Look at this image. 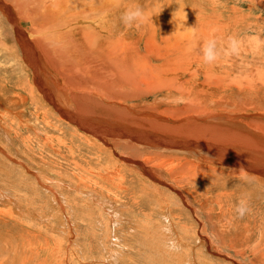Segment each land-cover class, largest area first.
<instances>
[{
	"label": "rangeland",
	"instance_id": "1",
	"mask_svg": "<svg viewBox=\"0 0 264 264\" xmlns=\"http://www.w3.org/2000/svg\"><path fill=\"white\" fill-rule=\"evenodd\" d=\"M37 1V21L43 19L42 9L52 11L59 4L66 9V0ZM7 5L19 12L14 0H0V43L8 47L0 44V93L14 101L15 95L26 94L20 90L23 85L32 83L50 114L44 115L46 105L40 104V118L36 106L33 109L25 101L23 116L33 128L16 122V117L13 122L8 116L6 122L0 120L11 130L7 133L0 127V264H179L172 244L175 236L186 242L183 264H264V0H96L88 13L103 14L108 21L103 27L117 28L118 35L126 25L131 27H126L132 32L129 40L121 37L117 41L105 34L121 53L127 52L130 72L129 77H122L135 86H122L125 82L119 80L124 92L119 102L96 96L106 117L104 125L98 119L92 124L117 131L134 126L145 137L141 140L144 146L130 143V138L121 141L111 136L103 142L42 96L18 47L11 25L14 19L4 9ZM137 7L143 17L128 24L125 13ZM80 21L82 26L90 25L88 20ZM19 23L27 31L34 26L24 15ZM7 34L13 38L7 41ZM33 39L41 52L36 33ZM209 40L215 41L216 59L205 62L204 46ZM83 54L85 59L89 53ZM72 56H77L75 50ZM59 73L60 81L72 87L73 72L64 67ZM167 88L184 93V98L163 95ZM92 104L86 103L95 112L98 106ZM130 115L137 116L133 120ZM248 150L252 152L248 154ZM151 163L169 171L167 176L171 171L175 176L190 174L192 181L177 184L171 175L165 178L163 169L154 167L156 173L151 172ZM140 167H145L147 171L141 170L147 175L138 174ZM111 170L119 173L110 174ZM120 176L123 188L109 184L118 185ZM162 177L169 181L163 182ZM60 180L68 183L57 186ZM76 180L95 194L74 188ZM187 194L194 197L192 202ZM242 198L251 208L245 218L236 211ZM170 220L177 222L174 233ZM181 224L187 230L184 233Z\"/></svg>",
	"mask_w": 264,
	"mask_h": 264
},
{
	"label": "bare ground",
	"instance_id": "2",
	"mask_svg": "<svg viewBox=\"0 0 264 264\" xmlns=\"http://www.w3.org/2000/svg\"><path fill=\"white\" fill-rule=\"evenodd\" d=\"M17 3V9L19 8V12H15L14 10H16V8L7 5L4 6L5 12L7 13V15L11 18L14 19V21L12 22V26L14 29V36L16 37L17 43H18V47H20L21 52H22V56L24 58V60H26V62H28L31 66L30 69V76L31 79L33 80V83L35 82L40 90L42 91V93L45 96L44 98H46V100H48L51 104L59 107L62 111L61 113L68 118L69 120H71V122H73L76 126H78L79 128L85 130L87 133H93V135L95 134L96 137L99 136L102 141L105 137L107 136H111L113 139H119V140H123V139H127L130 138V143H134L136 142L138 144H141L143 140L142 136L139 135V133H137V130L134 129V126H132L131 128H127L126 130H112L110 127L107 128L106 127H102L98 128L97 124H92L94 123V121H96L95 119L99 120V124L101 122L100 125H102L104 122L102 121L104 119V109H102L99 105H98V101L96 100V96L100 99L102 98H107V100L109 102H119V97L120 95L123 96L124 92L122 91V88H120L121 83L120 81H124L122 84V86L126 85V86H132L133 83H127L126 84V79L128 78H123L122 74H125L127 77L129 75V65H131V61L127 59L128 54L126 51H123L122 53L119 51L118 48H116L115 46L112 45V43H114V40L108 38L107 34L105 33H110L111 36H115L117 41L121 40V37L124 38L125 40H129V36L132 35L131 30H127L126 27H130L129 25H126L125 28L122 30L121 35H118L116 33V29H112L109 27H103L104 23H107L108 21L106 20V18L103 16V14L99 13L97 15H92L89 16L88 11L92 10L93 7L96 5V0H66V9L67 11H69V14L66 13V9L63 8L62 6H59L52 11H45L42 9L43 11V19L38 20L37 18L39 17V13L37 12V9H40V6L38 5V1L37 0H18V2L16 0H14ZM259 2V1H258ZM115 7V6H114ZM262 7V6H261ZM111 8V7H110ZM111 10V9H110ZM114 12V11H113ZM24 15L27 19H29L32 23H33V28L32 31H27L26 28H22V25L19 23L21 21V16ZM102 15V16H101ZM20 16V19H19ZM122 16V15H121ZM235 16V15H234ZM100 18V22L97 21V19ZM117 17V16H116ZM238 18V17H237ZM236 18V19H237ZM260 18V17H259ZM9 19V18H8ZM244 19V18H241ZM20 20V21H19ZM80 20H88V22H90L89 26H82L80 25ZM119 20V19H118ZM77 24H74L73 22H76ZM124 21V20H123ZM10 22V21H9ZM121 23V22H120ZM118 22V24H120ZM93 25V26H92ZM117 26V25H116ZM119 27V26H118ZM123 27V26H121ZM131 28V27H130ZM128 28V29H130ZM1 31V30H0ZM121 31V30H120ZM6 32V31H5ZM36 33V38H38V42L41 44V52L39 50H36V40L33 39L32 40V36H35ZM220 33V32H219ZM10 34V32H9ZM13 35V34H12ZM8 34L6 35L7 38ZM77 36V37H75ZM128 37V38H127ZM9 38H13L12 36ZM9 38H7L6 40L8 41ZM131 38V37H130ZM12 40V39H11ZM111 40V41H110ZM132 40V39H131ZM7 43V42H6ZM97 43H104V44H97ZM130 43V47L133 46L132 42ZM1 44V48H8V47H2L5 46L2 43ZM16 44V43H15ZM14 45V43H13ZM71 45L77 54V56H72L74 54V50L71 49ZM17 46V45H16ZM15 46V47H16ZM89 53L88 56L85 54V56H87L86 58L88 59V63L85 62L86 64H84V54L83 53ZM10 54V52H6L5 55ZM12 55V54H11ZM21 56V55H19ZM44 56H46L48 58L44 59ZM47 63V64H46ZM85 66H84V65ZM118 64L120 68L118 69H114V65ZM67 68L69 70H71L73 72V82L71 83L73 86L72 87H68L65 83L60 81L59 78V69L60 68ZM6 68H10L8 66H6ZM12 69V68H10ZM158 71V69H157ZM123 72V73H122ZM10 73V72H8ZM171 73V72H170ZM178 73V72H177ZM185 73V72H184ZM183 73V74H184ZM12 74V73H11ZM9 74V75H11ZM25 74V73H23ZM32 74V75H31ZM154 74V73H153ZM158 74V73H157ZM19 75V74H18ZM187 75V74H186ZM5 76V75H3ZM8 76V75H7ZM13 76V75H12ZM20 76V75H19ZM129 77V76H128ZM6 78V77H5ZM154 79H157V75L153 77ZM6 80V79H5ZM22 80V79H21ZM120 80V81H119ZM159 80V79H158ZM168 80V79H166ZM20 81V80H19ZM171 81V78L170 80ZM188 81V80H187ZM6 82V81H5ZM34 83V84H35ZM146 83V82H145ZM22 84H24L22 82ZM63 84V85H61ZM135 84V83H134ZM133 84V85H134ZM4 85V84H3ZM2 85V86H3ZM135 86V85H134ZM168 86V85H167ZM167 86H164V88H166ZM133 87V86H132ZM124 88V87H123ZM137 88V87H136ZM21 91L23 90L26 94L25 95H15L14 97V101L8 100L6 96H3L0 93V120H2L3 122L5 121V116H8V121L13 122V117H16L17 120L16 122L21 123H27L29 125L30 128H33L35 125H33V123L29 122V118H25L24 115V111L26 110V107L24 105L25 101H29L30 103H32L33 105V109L35 108L36 114H38L39 116L41 115L40 112V108L39 105L40 104H45L42 100H41V96L39 95V93L37 91H35V87L32 83L28 84V85H23V88L20 89ZM109 90V91H108ZM258 90V89H257ZM3 91V90H2ZM128 91V90H127ZM126 91V92H127ZM134 91V90H133ZM165 92H163V95L165 96H172L173 98L176 97L174 95H183L184 93L178 91V90H173L172 88H167L164 90ZM109 94V95H108ZM188 94V93H187ZM162 96V95H161ZM187 95H185L186 97ZM127 97V94L125 93V96L123 97L124 99ZM165 97V99L167 98ZM170 98V97H169ZM184 98V95H183ZM29 99V100H27ZM158 99V98H157ZM160 99V98H159ZM168 99V98H167ZM182 99V98H181ZM164 100V99H162ZM178 100V99H177ZM184 100V99H183ZM159 101V100H158ZM167 101V100H166ZM192 101V99H191ZM93 103L94 105L96 104L98 106V109L95 112L91 111V106H87L86 103ZM7 103H9L11 106H8ZM159 103V102H158ZM163 103V101H162ZM192 103V102H191ZM50 104V105H51ZM92 104V105H93ZM119 104V103H118ZM95 105V106H96ZM104 105V104H103ZM114 105V104H113ZM189 105V104H187ZM95 106L93 107L94 109ZM110 106V105H109ZM112 106V105H111ZM116 106V105H114ZM131 106V105H130ZM195 106V105H193ZM188 107V106H187ZM2 108H5V110H2ZM115 108V107H114ZM118 108V107H117ZM132 108V107H131ZM192 108V107H191ZM106 109V108H105ZM112 109V108H111ZM110 109V110H111ZM124 109V108H123ZM196 109V108H195ZM200 108L198 107V110ZM109 110V111H110ZM134 111V107L131 109V111ZM142 110V109H141ZM153 111L155 110L152 109ZM42 111L44 112V115H49L50 114V109L48 107V105H46L45 109H42ZM106 111V110H105ZM125 111V109H124ZM145 111V110H143ZM191 114L192 112H194V110H190ZM114 112V111H113ZM121 112V111H118ZM128 112V111H127ZM136 112V111H135ZM141 112V111H140ZM146 112H150L149 110L146 109ZM155 112V111H154ZM197 112V110H196ZM223 112V110H222ZM116 113V112H114ZM213 113V112H212ZM230 113V112H227ZM225 115H228V114ZM12 114V115H11ZM107 116H110L109 113L107 112ZM117 114V113H116ZM115 114V115H116ZM157 114V113H156ZM224 114V113H223ZM123 115V114H122ZM134 115V114H133ZM208 115V114H207ZM218 115V114H217ZM10 116V117H9ZM12 116V117H11ZM117 116V115H116ZM119 116V115H118ZM131 116V115H130ZM137 116V115H136ZM135 116V117H136ZM142 116H144V114H142ZM147 116V115H146ZM170 116V115H169ZM196 117L197 114L195 115ZM223 118L224 115H222ZM42 116H40L41 118ZM49 117V116H48ZM112 117V116H110ZM109 117V118H110ZM135 117H130L131 119L134 120ZM139 117V116H138ZM137 119L140 120V117ZM220 117V116H219ZM19 118V119H18ZM63 118V117H62ZM113 118V117H112ZM121 118V117H119ZM145 118V116H144ZM217 118V116H216ZM37 119V118H36ZM61 119V118H60ZM107 119V118H106ZM115 119V118H114ZM130 119V120H131ZM147 119V118H146ZM171 119V118H170ZM175 119V118H173ZM28 120V121H27ZM33 120V119H32ZM58 120V119H57ZM123 120V119H122ZM172 120V119H171ZM222 120V119H221ZM34 121V120H33ZM106 121V120H105ZM117 121V120H116ZM137 123V120H135ZM143 121H145L143 119ZM150 121V120H149ZM152 121V120H151ZM204 121V120H203ZM225 121V120H224ZM227 121V120H226ZM37 122V121H36ZM70 122V121H69ZM68 122V124H69ZM112 121H110L111 123ZM114 122V120H113ZM123 122V121H121ZM146 122V121H145ZM170 122V121H169ZM109 123V120H108ZM125 123V122H123ZM62 124V123H61ZM66 124V123H65ZM107 125V121L105 123ZM115 124H118V122ZM122 124V123H121ZM128 124V122H127ZM130 124V123H129ZM171 124V123H170ZM179 124V123H178ZM187 124V122H186ZM70 125V124H69ZM104 125V124H103ZM113 125V124H112ZM122 125H126V124H122ZM110 126V125H109ZM120 126V125H119ZM127 126V125H126ZM198 126V125H197ZM0 127L3 130H6L7 133H9L8 130H10L4 123L0 124ZM100 127V126H99ZM122 127V126H121ZM129 127V126H127ZM181 127V126H180ZM19 128V126H18ZM26 128V127H25ZM75 128V127H74ZM114 128V126H113ZM117 128V127H116ZM114 128V129H116ZM126 128V127H125ZM174 128V127H173ZM191 128V127H190ZM244 128V127H243ZM24 129V127H23ZM35 129V128H34ZM119 129V128H118ZM44 130V129H43ZM73 130V129H72ZM11 131V130H10ZM191 131V130H190ZM247 131V130H246ZM77 132V131H75ZM149 132V131H147ZM250 132V131H248ZM36 133V132H35ZM145 133V131H144ZM194 133V132H193ZM251 133V132H250ZM254 135V132H252ZM251 133V134H252ZM149 134V133H147ZM151 134V133H150ZM149 134V135H150ZM257 134V132L255 133ZM40 135V133H39ZM92 135V136H93ZM152 135V134H151ZM73 136V135H72ZM71 136V138H72ZM79 136V135H78ZM85 136V135H84ZM145 136V135H144ZM156 136V135H155ZM74 137V136H73ZM80 137V136H79ZM110 137V138H111ZM147 137V136H146ZM150 137V136H149ZM87 138V135H86ZM152 138V137H151ZM100 139V140H101ZM148 139V138H147ZM155 139V138H153ZM162 139V138H161ZM86 140V139H85ZM93 140V139H91ZM90 140V141H91ZM97 140V139H95ZM128 140V139H127ZM126 140V141H127ZM152 140V139H151ZM157 140V139H156ZM155 140V141H156ZM160 140V139H159ZM170 140V139H169ZM174 140V139H173ZM84 141V140H83ZM110 141V139H109ZM128 141V142H129ZM145 141V140H144ZM178 141V140H177ZM190 141V140H189ZM93 143V141H91ZM104 142V141H103ZM116 142V141H115ZM150 142V141H147ZM158 142V141H157ZM155 142V143H157ZM160 142V141H159ZM158 142V143H159ZM173 142V141H172ZM27 143V140H26ZM88 143V141H87ZM107 143V142H105ZM114 143V142H113ZM126 143V142H125ZM129 143V145H130ZM169 143V142H167ZM175 143V142H174ZM173 143V144H174ZM177 143V142H176ZM124 144V143H122ZM121 144V145H122ZM128 143H126L125 145H127ZM146 144V143H145ZM170 144V143H169ZM168 144V145H169ZM186 144V143H185ZM192 144V143H191ZM203 144V143H202ZM230 144V143H227ZM96 145V144H95ZM124 145V146H125ZM142 145V144H141ZM154 145V144H153ZM164 145V144H163ZM243 145V144H242ZM248 146V144H245ZM79 146V145H78ZM123 146V147H124ZM128 146V145H127ZM126 146V147H127ZM133 146V145H131ZM144 146V145H142ZM151 146V145H149ZM157 146V145H155ZM176 146V145H174ZM209 146V145H208ZM207 146V147H208ZM238 146V145H237ZM251 146V145H250ZM88 147V146H87ZM100 147V146H99ZM119 147V146H118ZM139 147V146H137ZM158 147V146H157ZM160 147V146H159ZM159 147L157 149H159ZM165 147V146H164ZM169 147V146H168ZM171 147V146H170ZM177 147V146H176ZM193 147V146H192ZM204 147V145H203ZM213 147V146H212ZM78 148V147H77ZM94 148V147H93ZM96 148V147H95ZM98 148V147H97ZM101 148V147H100ZM128 148V147H127ZM143 148V147H142ZM141 148V149H142ZM163 148V147H161ZM174 148V147H173ZM194 148V147H193ZM217 148V147H216ZM228 148V147H227ZM247 148V147H245ZM90 149V148H89ZM99 149V148H98ZM111 149V148H110ZM116 149V147H115ZM126 149V148H125ZM140 149V148H139ZM152 149V148H149ZM155 148H153L154 150ZM165 148H163L164 150ZM175 149V148H174ZM201 149V148H200ZM199 149V150H200ZM208 149V148H207ZM225 149V148H224ZM241 149V148H240ZM152 150V151H153ZM162 150V149H161ZM162 150V152H163ZM182 150V149H180ZM179 150V151H180ZM194 150V149H193ZM221 150V148H220ZM238 150V149H237ZM242 150V149H241ZM244 150V149H243ZM132 151V150H131ZM145 151V150H144ZM147 151V150H146ZM144 152L147 154V152ZM149 151V150H148ZM175 151V150H174ZM178 151V150H177ZM189 151V150H187ZM213 151V150H212ZM215 151V150H214ZM217 151V150H216ZM215 151V152H216ZM231 151V149H230ZM249 151V150H248ZM96 152V151H95ZM99 152V151H98ZM151 152V151H150ZM167 152V151H166ZM169 152V151H168ZM172 152V151H170ZM185 152V151H184ZM206 152V151H205ZM244 152V151H243ZM245 152H247L245 150ZM252 152L249 151L248 154ZM141 153V151L139 152ZM173 153V152H172ZM204 153V152H203ZM224 153V152H223ZM230 153V152H229ZM263 153V151L261 152ZM97 154V153H96ZM125 154V153H124ZM130 154V153H129ZM137 154V153H136ZM159 154V153H158ZM156 154V155H158ZM163 154V153H162ZM160 153V155H162ZM178 154V153H177ZM200 154V153H199ZM210 154V153H209ZM232 154V153H231ZM255 154V153H254ZM128 155V154H127ZM139 155V154H138ZM155 155V153H154ZM165 155V154H163ZM162 155V157H163ZM176 155V154H175ZM180 155V154H179ZM202 155V152L201 154ZM205 155V154H204ZM233 155V154H232ZM142 156V155H141ZM169 156V155H168ZM167 156V157H168ZM235 156V155H234ZM259 156V155H258ZM152 157V156H151ZM161 157V156H160ZM166 157V156H164ZM172 157V155H171ZM170 157V158H171ZM210 157V156H209ZM213 157V156H212ZM221 157V156H220ZM251 157V156H250ZM137 158V157H136ZM141 158V157H140ZM150 158V157H149ZM157 158V157H156ZM172 158H176V157H172ZM181 158V157H179ZM183 158V157H182ZM205 158V156H204ZM232 158V157H231ZM239 159V157H237ZM241 158V157H240ZM127 159V158H126ZM135 159V158H133ZM144 159V157H143ZM228 159V158H227ZM252 159V158H251ZM137 160V159H136ZM146 160V159H145ZM144 160V161H145ZM157 160V159H156ZM169 160V159H168ZM244 160V158H243ZM256 160V159H255ZM76 161V160H75ZM77 162V161H76ZM142 162V161H140ZM139 162V163H140ZM164 164L163 161H160ZM168 162V161H167ZM171 162V161H170ZM169 162V164H170ZM130 163V162H129ZM137 163V162H136ZM136 163H133L136 164ZM139 163H137L139 165ZM236 163V161H235ZM262 163V162H261ZM79 164V163H78ZM136 164V165H137ZM152 164V163H151ZM244 164V163H243ZM264 164V163H263ZM144 165V164H143ZM252 165V163H251ZM82 166V164H81ZM151 166V165H150ZM232 166V165H231ZM256 166V165H255ZM259 166V165H258ZM262 166V165H260ZM149 167V166H148ZM158 168L163 169L166 173H169V171H167L166 169L162 168L161 166H157L152 164L151 168ZM195 167V166H194ZM244 167V166H242ZM246 167V166H245ZM38 168V167H37ZM92 168V167H91ZM111 168V167H110ZM115 168V167H114ZM135 165H134V169H135ZM142 167L137 168L138 174L139 172L143 175V173L145 174L147 171L145 169V167H143L142 169H144V171L141 170ZM197 169V167H195ZM194 168V169H195ZM225 168V167H224ZM117 169V168H116ZM148 169V168H147ZM148 169V170H150ZM246 169V168H245ZM105 170V169H104ZM136 170V169H135ZM179 170V169H178ZM202 170V168L200 169ZM122 171V170H121ZM127 171V170H125ZM132 171V170H131ZM130 171V172H131ZM151 172L156 173V169H152L150 170ZM180 171V170H179ZM195 171V170H194ZM197 171V170H196ZM207 171V170H206ZM239 171V170H238ZM93 172V171H92ZM110 172V174H112V172H117L115 170H111L108 171ZM149 172V171H148ZM147 172V173H148ZM159 172V171H158ZM172 172V171H171ZM171 172L169 175H171ZM200 172V171H199ZM214 172V171H213ZM215 172H217L215 170ZM240 172V171H239ZM119 173V172H117ZM153 173V174H154ZM160 173V172H159ZM162 173V172H161ZM183 173V172H181ZM236 173V172H235ZM263 173V172H261ZM125 174V173H124ZM134 174V173H133ZM150 174V172H149ZM163 174V173H162ZM163 174V175H165ZM177 174V173H176ZM210 174V173H208ZM258 174V173H257ZM49 175V174H48ZM98 175V174H97ZM117 175V174H116ZM119 175V174H118ZM147 175V174H145ZM152 175V174H151ZM150 175V176H151ZM157 175V174H155ZM152 175V176H155ZM161 175V174H160ZM165 176L169 177L170 176ZM57 176V175H56ZM158 176V175H157ZM155 176V177H157ZM173 180H176L175 183L177 182H190L192 181V177L189 175L182 174V175H171ZM210 176V175H208ZM6 177V176H5ZM53 177V176H52ZM51 177V178H52ZM101 177V176H99ZM146 177V176H145ZM200 177V176H199ZM153 178V177H152ZM163 178V177H162ZM163 178V182L169 181L166 180L168 178ZM202 178V177H201ZM261 178V177H260ZM61 179V178H60ZM76 179V178H75ZM108 179V178H107ZM110 180H114L113 177L109 178ZM119 180L121 179L118 178ZM124 179V178H122ZM122 179L121 181L118 183V185H115V183L110 182L109 184L112 186H120L121 187V183H122ZM157 179V178H156ZM161 179V178H160ZM164 179L166 181H164ZM43 180V179H42ZM59 180V179H57ZM64 180V179H63ZM63 180H60L57 183V186H60L62 184H66L68 182H64ZM155 180V178H154ZM153 180V181H154ZM159 180V178H158ZM241 180V179H240ZM247 180V179H246ZM51 181V180H50ZM78 181V183L74 182V184L72 186H75L74 188H77V190H80L81 192L84 191L83 189H87L83 184V182L81 180H76ZM115 181V180H114ZM157 181V180H156ZM162 180H160L161 182ZM171 181V180H170ZM204 181V180H203ZM209 181V180H208ZM238 181V180H237ZM250 181V180H249ZM52 182V181H51ZM252 182V181H251ZM53 183V182H52ZM73 183V182H71ZM171 185V183H169ZM178 184V183H177ZM190 184V183H189ZM248 184V183H246ZM92 185V184H91ZM181 185V184H180ZM217 185V184H216ZM215 185V186H216ZM72 186H70L72 188ZM174 186V185H173ZM191 186V185H190ZM230 186V185H229ZM240 186V185H239ZM123 188V186L121 187ZM228 188V187H227ZM236 188V187H235ZM229 189V188H228ZM246 189V188H243ZM6 190V189H5ZM88 191H90L92 194L94 193L91 188V190H89V188L87 189ZM98 190V189H97ZM129 190V189H126ZM230 190V189H229ZM241 190V189H240ZM248 190V189H246ZM185 190L183 189V192ZM250 191V190H249ZM5 192V191H3ZM9 192V191H8ZM231 192V191H230ZM248 192V191H247ZM6 193V192H5ZM223 193V192H222ZM250 193V192H249ZM7 194V193H6ZM95 194V193H94ZM186 194V193H185ZM221 194V193H220ZM241 194V193H240ZM5 195V194H4ZM188 195V194H187ZM230 195V194H228ZM235 196V195H234ZM238 196V193H237ZM249 196V195H248ZM8 197V196H7ZM97 197H100L99 195H97ZM96 197V198H97ZM134 197V196H133ZM163 197V196H162ZM187 198V196H185ZM17 198V197H16ZM91 198V197H90ZM181 198V197H180ZM193 198L191 195H188V200L189 201H193ZM231 198V197H230ZM238 198V197H237ZM249 198V197H248ZM14 199V198H13ZM101 199V198H100ZM103 199V198H102ZM234 199V198H233ZM90 200H93L92 198ZM97 200V199H96ZM95 200V201H96ZM164 200V199H163ZM183 200V199H182ZM197 200V199H195ZM188 201V202H189ZM227 201V200H225ZM98 202V201H97ZM229 203V202H226ZM249 203V202H248ZM102 204V203H101ZM167 204V203H166ZM65 205V204H64ZM249 206V205H248ZM251 206V205H250ZM253 206V205H252ZM161 207V206H160ZM167 208V207H166ZM228 209V208H227ZM231 209V208H230ZM251 209V208H249ZM172 212V211H171ZM196 212V211H195ZM170 213V212H168ZM233 214V213H232ZM48 215V214H47ZM246 215V214H245ZM244 215V216H245ZM257 215V214H256ZM171 216V215H170ZM235 216V215H233ZM243 216V217H244ZM248 216V215H247ZM7 217V216H6ZM171 218V217H170ZM232 218V217H231ZM245 218V217H244ZM174 219V218H173ZM245 220V219H244ZM173 220H170V225H171V231L174 233V227L173 225L177 226V222H172ZM178 221V220H177ZM222 222V221H221ZM160 223V222H159ZM176 223V224H175ZM184 225V224H183ZM148 226V225H145ZM186 226V225H185ZM184 226V227H185ZM242 227V226H241ZM176 228V227H175ZM181 228L180 230H182L183 226L181 224V226L179 227ZM237 228V227H236ZM178 229V228H177ZM235 229V228H234ZM151 230V228H150ZM187 230L184 231L183 228V233L186 232ZM181 232V231H180ZM166 233V232H165ZM188 233V232H187ZM186 233V234H187ZM169 234V233H168ZM185 234V235H186ZM188 236V235H187ZM176 237V236H175ZM172 240V244L173 247H175V261L177 260L178 263H184V257L183 254H181L183 252V247L185 246V243L178 238ZM185 237V236H184ZM182 238V237H181ZM187 238V237H186ZM242 244V243H241ZM263 253V252H261ZM186 262V261H185ZM187 264H191L190 262H187Z\"/></svg>",
	"mask_w": 264,
	"mask_h": 264
},
{
	"label": "clouds",
	"instance_id": "3",
	"mask_svg": "<svg viewBox=\"0 0 264 264\" xmlns=\"http://www.w3.org/2000/svg\"><path fill=\"white\" fill-rule=\"evenodd\" d=\"M143 17V11L141 8L137 7L135 9L129 10L125 13L123 19L128 23L131 24L135 20H139ZM215 41L209 40L206 42L204 46V60L205 62H212L216 59L215 54ZM233 51H235V42H233ZM236 211L239 216L243 217L248 211H250L248 206L247 199L242 198L236 206Z\"/></svg>",
	"mask_w": 264,
	"mask_h": 264
}]
</instances>
